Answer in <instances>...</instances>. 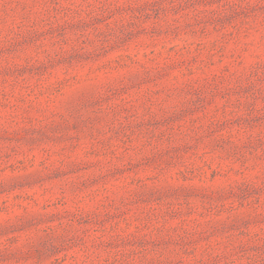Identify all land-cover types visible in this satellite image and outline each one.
Listing matches in <instances>:
<instances>
[{
  "label": "rangeland",
  "instance_id": "rangeland-1",
  "mask_svg": "<svg viewBox=\"0 0 264 264\" xmlns=\"http://www.w3.org/2000/svg\"><path fill=\"white\" fill-rule=\"evenodd\" d=\"M0 264H264V0H0Z\"/></svg>",
  "mask_w": 264,
  "mask_h": 264
}]
</instances>
